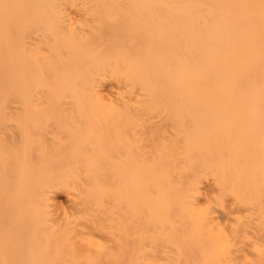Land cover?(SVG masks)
Listing matches in <instances>:
<instances>
[{
	"label": "bare ground",
	"instance_id": "6f19581e",
	"mask_svg": "<svg viewBox=\"0 0 264 264\" xmlns=\"http://www.w3.org/2000/svg\"><path fill=\"white\" fill-rule=\"evenodd\" d=\"M0 264H264V0H0Z\"/></svg>",
	"mask_w": 264,
	"mask_h": 264
},
{
	"label": "rangeland",
	"instance_id": "374dc122",
	"mask_svg": "<svg viewBox=\"0 0 264 264\" xmlns=\"http://www.w3.org/2000/svg\"><path fill=\"white\" fill-rule=\"evenodd\" d=\"M1 130H2L1 132H3V136H6L11 132L10 130H12V127H8V128L4 127ZM57 197H58V201L61 203V205L66 206V207L70 206V203L67 200V198L65 197V195L60 193V194H58Z\"/></svg>",
	"mask_w": 264,
	"mask_h": 264
}]
</instances>
